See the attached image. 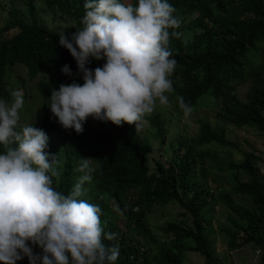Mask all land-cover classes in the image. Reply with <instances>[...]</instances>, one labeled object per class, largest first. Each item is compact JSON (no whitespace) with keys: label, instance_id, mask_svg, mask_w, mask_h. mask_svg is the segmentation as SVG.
<instances>
[{"label":"trees","instance_id":"trees-1","mask_svg":"<svg viewBox=\"0 0 264 264\" xmlns=\"http://www.w3.org/2000/svg\"><path fill=\"white\" fill-rule=\"evenodd\" d=\"M14 1L11 0L13 4ZM85 2L39 0L37 4L34 0H24V6L14 8L0 27V96L11 99L6 89L16 65L28 69L30 80L42 76L38 89L46 113L35 127L47 134L48 152L58 154L57 159L63 164L59 181H54L56 189L68 194L82 175L75 171L81 159L93 157V179L84 184L80 199L98 205L105 232L117 234L115 240L104 241L106 246L118 245L120 255L116 264H184L185 254L191 252L202 255L205 264H221L213 257L207 234L215 211L207 209L211 202L221 203L231 212L229 221L233 229H223L231 251L248 246L263 249L264 174L259 166L260 158L248 152L241 162L229 161L224 170L235 183L225 192L219 193L218 187L215 191L207 185L206 163H217L212 155L199 149L212 144L233 145L226 140L225 129L202 123L193 144L182 137L171 162L166 166L156 160L153 171L146 163L153 148L131 125L118 127L108 122L107 127L92 128L91 135L96 142L88 144L73 129L61 127L52 116L48 107L51 90L73 81L82 84L83 79L70 52L59 45L62 32L47 28L37 9L68 17L79 28ZM131 2L135 4L138 0ZM169 3L176 9L174 15L181 19L175 31L183 34L180 39L172 38L169 45L178 62L171 77L175 89L171 96L184 97L194 109L208 95L221 104L219 122L237 129H255L264 138V68L262 63L254 65L252 61L263 55L264 0H169ZM189 31L191 37H187ZM64 32L69 39L74 33L69 27ZM104 62L93 59L87 67L94 70ZM64 65L69 66L71 76L61 72ZM250 80L253 85L246 100H240L236 91ZM151 123L164 144V123L158 117L152 118ZM55 142L61 148L54 151ZM235 196L246 197L251 204L239 203ZM172 202L183 208L184 220L171 222L163 229L172 237L171 246L159 245L151 254L153 250L144 248L141 240L143 235H149L145 223L147 212L155 205ZM117 206L122 214L114 211ZM120 220L125 222L126 229L119 225ZM37 250L36 253L41 251ZM17 264H29V261L25 257Z\"/></svg>","mask_w":264,"mask_h":264},{"label":"clouds","instance_id":"clouds-1","mask_svg":"<svg viewBox=\"0 0 264 264\" xmlns=\"http://www.w3.org/2000/svg\"><path fill=\"white\" fill-rule=\"evenodd\" d=\"M83 7L82 27L70 39L59 34V45L76 61L83 83L52 89L48 107L61 127L90 144L96 142L92 128L111 122L140 131L158 105L171 106V77L178 62L169 45L183 34L175 31L181 19L169 0H86ZM93 59L105 62L93 70L87 67ZM61 72L72 75L68 65ZM18 88L6 89L10 100L0 96V264H17L25 257L29 264H116L118 245L104 241L117 234L105 232L98 205L80 199L84 184L93 179V157L81 159L75 171L82 175L68 194L58 191L54 181L63 164L58 154L48 152L42 129L20 123L25 100ZM175 100L190 118L191 104L179 95ZM95 120L105 125H94ZM114 211L122 214L118 206Z\"/></svg>","mask_w":264,"mask_h":264},{"label":"rangeland","instance_id":"rangeland-1","mask_svg":"<svg viewBox=\"0 0 264 264\" xmlns=\"http://www.w3.org/2000/svg\"><path fill=\"white\" fill-rule=\"evenodd\" d=\"M125 2L132 3L131 0H125ZM34 3L39 4V0H34ZM23 6L24 0H16L14 1V4L11 0H0V27L10 18V14L14 8L19 9ZM84 13H82L81 18L84 16ZM37 14L44 20V23L50 30L64 32L67 27L73 32L77 30L76 22L68 17L63 18L61 15H57L43 8L37 9ZM188 24L189 21L186 22V25ZM187 37H191L190 31L188 32ZM262 50V57L253 59L252 61L254 65H257L258 62L262 63L264 68V45H262ZM14 68L15 69L9 78L11 84L7 88L8 90L13 91L12 87L18 85V89L24 91L25 104L20 110V123L22 125L31 124L35 126L42 121L44 116V110L42 107L44 101L37 88V84L42 76L30 81L28 79V71L24 66L16 65ZM252 85L253 83L250 80L247 84L238 87L236 91L237 97L240 100L245 101ZM172 96L170 95V107L158 105L156 110L150 116L146 117L147 123L143 129L136 131L138 136L142 137V140L153 148V151L146 162L151 170L154 171L156 168V160L163 162L167 166L175 157L180 139L183 137L189 143L193 144L194 139L200 133V125L204 122H208L214 128L225 129L226 140L233 144L231 146L212 144L208 147H201L199 149L200 152L212 155L217 163V165L211 161L206 163V171L208 174L207 185L210 189L215 190V188L218 187L219 193L228 190L235 181H233V179L230 178L229 173L224 170V166L228 164L229 161L241 162L245 153L248 152H254L260 158L261 162L259 163V166L262 174H264V138L257 130L237 129L231 125L225 126L223 121L219 122L218 114L221 111V104L208 95L204 96L206 98L203 97L204 100L200 101L198 106L194 108L192 116L190 118H185L183 113L177 108L178 104L175 100L176 96ZM154 117L160 118L165 125L166 140L164 144H162V139L158 135L157 130L152 126L151 120ZM93 124L103 126L105 125V122L95 120ZM131 127L135 128L134 125H131ZM52 146L54 151L61 148L56 142ZM60 157L61 159H64L61 153ZM218 166H222V169H218ZM197 178L199 180L202 178V172L198 174ZM222 185H225V187H219ZM235 200L239 203L251 204L250 200L246 197L235 196ZM210 208H214L215 211L212 217V225L207 228V234L209 235V240L211 242L214 259L221 264H264V248L258 250L259 248L248 246L237 251L230 250L229 239L227 234L223 232V229H233V226L229 221L231 212L221 203L215 204L214 202H211L207 209ZM136 212H139V210L136 209ZM183 213V208L176 202L167 205H155L149 209L145 219L149 235H143L141 238L144 248H150L153 250L151 254L156 252L157 246L159 245L169 248L171 246L172 237L166 234L163 229L167 228L168 224L171 222H182L184 220L182 217ZM119 225L126 229L123 220L119 221ZM37 249L38 247L34 248L33 251L37 252ZM18 262L19 261H17V263ZM184 264H205V259L202 255L191 252L185 254Z\"/></svg>","mask_w":264,"mask_h":264}]
</instances>
